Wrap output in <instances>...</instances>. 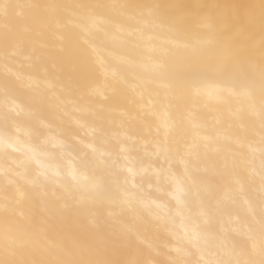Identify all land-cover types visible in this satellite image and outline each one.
Returning a JSON list of instances; mask_svg holds the SVG:
<instances>
[{"label": "bare ground", "instance_id": "bare-ground-1", "mask_svg": "<svg viewBox=\"0 0 264 264\" xmlns=\"http://www.w3.org/2000/svg\"><path fill=\"white\" fill-rule=\"evenodd\" d=\"M9 2L96 7L69 8L77 13L72 18L84 31L57 29L27 8L10 10L7 21L0 17V36L7 23L18 44L8 49L14 55H5L0 41V203L5 198L19 201L14 214L6 217L0 211V260L19 264H75L96 259L112 264H204L228 250L233 255L224 258L259 261V118L244 100L224 89L221 76L201 73L204 61L215 53L193 55L189 49L174 47L172 41L194 40L201 31L200 18L207 16L225 50L240 58L253 56L259 63L264 41L262 0ZM145 6H159L160 15L181 16L185 23L172 33L142 22L150 19ZM165 51L168 55L162 57ZM162 58L167 77L182 84L191 82L189 86L164 87L163 78L154 71ZM70 66L76 69L71 76ZM112 70L117 73L115 78ZM167 97L172 98L171 104ZM177 120L182 121L183 131L171 135L181 152L185 144L198 145L201 167L209 170V191L219 201L208 223L198 215L196 197L177 190L187 184L184 165L178 159L169 164L145 154V149L154 152L156 142L164 138L163 123ZM194 132L199 134L195 139ZM204 136L208 139L200 138ZM61 143L75 145V151L62 149ZM90 145L98 149L97 160L110 162L117 155H127L133 163L123 159L119 163L133 166L142 160L148 169L135 177L144 204L114 207L117 224L106 219L108 205L69 206L50 212L38 206L31 181L39 173L52 177L59 172L60 177H55L59 179L75 169L83 185L101 174L100 169L94 173L80 163L85 154L93 156ZM121 145L131 151L120 153ZM225 156L237 167L232 169L230 164L222 177L217 172ZM161 167L170 168V176L162 175L157 183L154 169ZM123 176H128L127 171L121 183ZM177 196L186 206L177 204ZM163 212L173 219H159ZM9 226L18 234L14 253L6 252L4 230ZM193 230L200 234L198 238L193 237Z\"/></svg>", "mask_w": 264, "mask_h": 264}, {"label": "snow or ice", "instance_id": "snow-or-ice-1", "mask_svg": "<svg viewBox=\"0 0 264 264\" xmlns=\"http://www.w3.org/2000/svg\"><path fill=\"white\" fill-rule=\"evenodd\" d=\"M264 4V0H262ZM88 5H62L56 2L47 3H30L27 5L12 4L9 0H0V17H3L5 21L9 18L10 10L16 8H27L35 14V17L44 23H51L57 29H67V28H80L84 31L82 25H79L75 19L72 17L76 16L75 11H69L71 9H88ZM129 7V6H124ZM147 16L150 18L148 21H142L145 23H150L155 27L160 28L168 32L176 33L184 25L185 20L181 16H176L172 18H166L158 13L159 6H145ZM90 19H94L91 14H89ZM201 31L196 35L195 39L191 42L188 41H172L174 47L189 49L193 55H198L201 52H213L215 56L211 59H207L203 63L201 68L202 74L214 73L221 76L224 80V89L233 96L240 97L246 102L247 109L259 118V137H260V153H261V164H260V208H259V246L258 253L260 256L259 261L249 258L245 260L224 258L225 256H232L233 253L225 250L223 255H218L215 259H209L204 262V264H264V41L261 42V56L259 63L253 56H248L246 58H240V56L228 50H225L220 40L217 37L215 26L213 25L211 19L207 16H202L199 20ZM0 41H2L4 46L5 55H14L15 52L9 53L8 49L10 47H18L17 36L9 32L7 28V23L5 24V30L2 36H0ZM162 57L168 55L167 51L161 54ZM122 59V58H118ZM69 75L75 72L74 66L69 67ZM154 71L162 77V83L164 87L170 89L179 90L182 87H187L191 82L180 83L179 81H174L167 77V63L162 58L155 65ZM108 70H106L107 75ZM113 78L116 77L117 73L115 70L111 71ZM194 86V85H193ZM68 87H70V82ZM257 95H259V100L257 102ZM167 102L172 103V98L167 97ZM163 139L158 140L155 144V151L148 152L145 149V154L150 157L162 158L165 162L169 164L178 159L180 163L184 165L185 176L187 178V184L183 187H178V192H182L185 196L192 195L195 196L198 202V215L204 217V222L208 223L219 207V201H215L212 197L208 183L207 174L209 172L207 167H201V153L196 150L198 145L185 144L184 151L181 152L178 147V141L171 134L174 131H183L182 121H165L162 125ZM247 131L254 132L255 129H248ZM103 136V132L101 131ZM194 139L199 136L198 133H193ZM201 139L207 140L208 137H200ZM128 139H132L129 137ZM106 142V141H105ZM135 143V141H134ZM177 145L173 147V145ZM62 149H68L70 151H75V145L61 143ZM92 147L93 156L85 154L80 158V163L85 169H91L94 173L100 169V175H94L88 185H83L80 183L75 169L70 171L66 177H61L56 179L55 177H60L59 172H54L53 176H47L44 173H39L36 180L31 181L34 188L36 189V196L38 198V206L45 212L50 211H60L62 208H67L69 206H74L81 209H86L89 206L103 207L108 205L107 217L106 219L117 224L116 213L113 211L114 207L121 205L131 206L133 203L144 204L143 199L138 195L141 185L135 182V177L138 175H143L148 171L144 166L142 160L135 161L133 166L125 165L119 163L120 159L129 161L127 155L122 157L117 155L116 158L111 159L110 162H105L100 159L97 160L96 153L98 149L94 146ZM207 147V145H205ZM131 151V147L120 146V153H127ZM219 151V149H217ZM100 156L105 155V153L100 152ZM111 156V153H108ZM129 161V164H132ZM244 163L243 161L240 162ZM235 169L237 164L235 161H229L228 157L225 156L222 159V168L217 172V174L223 175L228 173L229 166ZM124 171H127L128 176H123V183H121V175ZM156 174L157 183L160 182V178L163 175L165 178L170 176V168H160L154 169ZM43 179H39V177ZM70 177V178H69ZM131 177V180L129 179ZM87 178V177H85ZM111 184L118 196L113 195L112 188L109 187ZM203 193V195L201 194ZM177 204L181 207L186 206V201L181 199L179 196L176 197ZM248 203V201H245ZM19 201H12L5 198L4 202L0 203V211L5 213L6 217L9 214H14L17 211ZM159 208L160 205H157ZM249 211L255 214V210L250 206ZM180 212V208L177 209V213ZM159 219L171 221L173 218L168 212H163L162 215L158 217ZM199 233L193 230V237L198 238ZM4 238L6 241V252L14 253L15 245L17 243L18 234L17 232L9 227L4 230ZM252 255L257 252V244L255 237H252ZM177 252L180 251L179 248L176 249ZM0 264H19V262L14 260H0ZM75 264H112L111 261L104 259L79 261ZM179 264V262H176Z\"/></svg>", "mask_w": 264, "mask_h": 264}]
</instances>
